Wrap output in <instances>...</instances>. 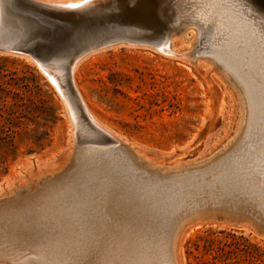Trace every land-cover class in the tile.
Listing matches in <instances>:
<instances>
[{
  "label": "rangeland",
  "instance_id": "1",
  "mask_svg": "<svg viewBox=\"0 0 264 264\" xmlns=\"http://www.w3.org/2000/svg\"><path fill=\"white\" fill-rule=\"evenodd\" d=\"M112 1L113 0H91L89 4L106 6ZM177 1L179 0H166L167 8H164V10L166 9L167 14H169L171 23L169 24L170 28L168 33L160 47H148V49L146 46V48L141 47L144 45H138L140 47L131 45V48L128 45H126V47H119V43L117 47H110L91 53L77 65L75 71L72 73L75 86L85 105L96 119L114 132V134L142 161H146L164 171L179 169V172L185 175L187 171L198 172L199 170V173L203 174L207 167L214 169L215 167L213 168L211 165L215 164L216 161L218 164H221V159H223L224 156L245 157L248 162H244V167H246L247 164L248 166L244 168L246 171H244L245 173L242 172V174L244 175L247 173L246 175H250V172L253 171L255 167L259 171L257 172L255 169L251 175L254 177L256 176V178L260 176L259 178H262L261 182L264 184V156H262V152L264 154V137L261 139V135L258 137L254 135L246 140H244V137V139L242 138L238 142V148L235 149L236 146H234L233 149L221 153L236 135L241 120V104L236 89L231 81L228 80L226 73L219 69V64L207 53L210 51V46L208 44L211 43L206 40L208 36L211 37L214 35L212 36L214 37V40H212L214 41V46H212V48L216 47V44L219 46L218 43H220V48L224 51L223 56L227 60L235 61L234 63H236V65L240 64L238 68L240 71L243 69L242 72L245 76L249 77L248 74L253 73V78L250 76L249 79L251 78L250 80L254 82L257 79L256 85L259 86L260 93L263 95L262 92L264 93V87L262 91L261 86H264L262 85L264 84V77L262 78V76H264V49H262L264 45L260 41L259 43L257 42L259 46L256 47L257 49L254 48L251 52H248L246 46L249 41L247 38L253 35L251 31L256 29V25L252 23L254 22L252 21L253 15L264 16V8L261 6L258 7L253 0H208L199 2V4H197L198 8L194 11V15L198 17H196L198 21L202 22L201 20L205 17L212 18L210 20L211 23L208 25L209 28H206V30H208V34H206V31L200 32L201 30L198 28L194 29L192 27H187V23H184L183 26L181 25V29H178L177 25L172 21L171 15V13L176 10ZM245 13L247 14L245 15ZM240 15L246 18L239 17ZM236 18L241 19H239V21ZM231 21L232 23H230V25L229 22ZM234 21L236 25H234ZM242 27H244V29L246 28V30L250 27L252 29L250 28V31H246ZM171 33L175 35L172 38L173 48L170 42H168L170 41L169 38ZM248 34L251 35L249 36ZM253 36H255V34ZM217 38L220 39V41ZM227 39L230 43H228ZM222 41H224L223 43L227 42V45H224ZM170 48H175L174 52L177 51V53L173 55V50L171 49V51ZM227 48L229 50H227ZM230 48H232V50H230ZM188 49L193 50L191 52V50L188 51ZM239 50H242V52H239ZM186 51L187 53H185ZM179 52L181 56L178 55ZM225 53H227V55ZM253 54L258 59H256ZM232 55L235 56V59ZM0 56L7 58L6 61L0 62L2 74H10L15 80H18L19 83H17V86L19 87L17 88L20 89L19 96L24 99L32 98L31 106L36 107L35 112L40 114V118L44 119L42 123L46 125V127L41 128V132H44V135H42L43 140L41 148L28 143L26 139H22L23 137L17 139L20 147L19 151L24 154H21L9 168L7 174L0 178V196H4L6 193L20 189L26 184H31L33 181L50 177L58 171L64 170L68 165L76 162L75 159L80 155L78 151L81 154H83V151H89V154L95 155L92 159H97V161L95 160L96 162L100 161L101 156V158L106 157L105 155H107L106 158H110L112 155L113 158L121 157L119 154H123L121 151L123 148L112 143L110 138L107 139V143V141H105L106 139L104 140L101 136L104 132L94 126L89 119V122H87L85 118L87 116L85 115L84 117L85 113L82 114L76 107V104L75 106L72 104L74 102L70 101L71 99L68 97L65 86L59 85L60 81L64 84L63 79L59 80V76L62 78L61 72L57 74L58 77H53L50 68V70L48 68H46L47 70H43L39 65H34L29 60L20 57ZM249 57H251V61ZM252 57L255 58V60ZM237 58L238 60L240 58L239 64H237ZM254 63L255 65H253ZM249 66L251 68H253V66L255 67L251 69ZM245 67L246 70L244 71ZM247 67H249V69ZM259 67H261V69ZM247 70H249V72ZM254 70H257L259 73L261 71V75ZM259 79H263V83H259L261 81ZM62 83L60 84L63 85ZM24 85H27V87H24ZM58 85L61 87V90ZM63 87L66 90L62 89ZM61 92H63L62 94L65 93L64 96ZM66 97H68V99ZM65 102L67 106L70 104L69 106L71 109H69V106L67 109ZM262 126L260 131L263 132L264 125ZM33 128L34 125H30L26 129L28 134H31ZM81 136H84L85 140H82L80 138ZM262 136H264V132ZM258 138L260 139L258 140ZM76 140L78 141L77 143L75 142ZM241 141H245L246 147H248L250 143L251 146L249 147V151L247 150L248 148L244 150L246 147L244 146V142L242 144L243 146L241 145ZM85 145L87 149H89L88 151L86 147L79 149V147L81 148ZM88 146H90V148H88ZM28 147H33L35 152L26 154L25 150ZM241 147L244 148L242 149ZM116 148L119 149H117L118 152ZM239 148H241L240 150L242 151H240ZM100 149L101 154H98L100 153ZM254 149L255 151L259 149V151H257L259 154L253 152ZM81 150L83 151L81 152ZM234 150H237L238 153L236 154V151L235 154L231 155ZM250 151L251 155L255 153L256 156L254 154L253 158L251 156L247 158L245 155L247 153L248 156V152ZM116 153L119 156H117ZM87 154L85 153V155ZM109 154L112 155L109 156ZM256 157L257 160L259 159L261 161V165L258 163L259 160L256 163ZM251 159H254V161L251 162ZM110 160H112V158H110ZM113 160L115 161V159ZM216 167H220V165H216ZM248 170H250V172H248ZM259 173L262 175H259ZM251 175L249 177L253 179L254 177H251ZM196 176H199V174ZM199 196L201 197L199 198ZM205 198H207L208 201L206 200L205 202ZM205 198L202 195H198L194 200H188L189 202L187 201L188 203L185 204L187 208H182V211H180L181 218L187 216L189 219L186 217L183 219L184 221H182L180 218L181 222L179 219L177 220L182 224L176 248L178 264H264V229H262L264 218H260L258 212L256 214V210L254 211L255 213L249 210L252 213L250 212L249 215L245 216H243V213H233V216L241 218L242 221L221 220L219 218V213L221 212L222 205L219 203L222 199H219L216 195ZM211 200L212 202H210ZM193 201L196 205L190 203ZM201 204H204L202 205L203 207ZM196 208L199 209L197 210ZM212 208L215 209L209 211ZM184 210L187 211L185 212ZM205 210H208L206 214ZM199 211H201V213ZM249 211H244V213L248 214ZM188 214H191L193 217L191 215L188 216ZM255 218H258L257 222L260 224L253 222ZM260 226L262 227L260 228ZM144 249L143 247L140 249L138 248L134 251L135 253L133 251L128 252L127 250L129 249L122 250L124 255L122 252H117L118 254L113 252V255L116 254V256L114 255L115 260L112 255H109L112 258L109 256L103 257L101 264L107 260L109 261L107 263L104 262L105 264H134L139 261L138 264H141V262L142 264H159V262L160 264H165V262H167L166 264H170L166 259H163L164 256L161 254H157L159 256L157 257L150 247L144 246ZM149 251H151V253ZM143 252L145 253L144 255H142ZM153 253L156 258L152 256ZM55 257L57 260L52 256L50 261H55L54 263H56L58 257ZM140 257L141 260L139 259ZM157 258L162 260L159 261ZM110 259H112L113 262ZM122 259L126 262H123ZM146 259L149 261L152 260L153 263L148 262ZM116 260L120 261L117 262ZM127 260H130V262ZM144 261L147 263H144Z\"/></svg>",
  "mask_w": 264,
  "mask_h": 264
},
{
  "label": "bare ground",
  "instance_id": "2",
  "mask_svg": "<svg viewBox=\"0 0 264 264\" xmlns=\"http://www.w3.org/2000/svg\"><path fill=\"white\" fill-rule=\"evenodd\" d=\"M90 1L91 0H69L66 3L70 5H84L85 3L90 2ZM203 1L205 2L208 0H179L177 1L176 10L175 12L171 13V15H172V21L177 25L178 29L181 27V25L183 26L184 23H187V27H192L194 29L198 28L199 30H201L200 32L206 31L205 33L208 34V30H206V28L207 27L209 28L208 25L211 23L210 20L212 18L210 17H205L203 19L201 18L202 22H200L197 19L198 17L194 15L195 9L198 8L197 4ZM210 8H211V5H210ZM246 14L247 13H245V15ZM239 17H243V16L240 15ZM243 18H246V17H243ZM252 21H254L252 23L256 25V29L251 31L253 35L255 34V36L252 35L249 38L246 37L247 39H249V41L246 39L248 41L247 46H246V49L248 50V52H251L254 50V48L258 47L259 44H257V42L259 43V41L263 43L264 45V16L253 15ZM230 23H232V21L229 22V24ZM247 24H250V23L248 22ZM234 25H236V22ZM242 28L244 29V27ZM249 29L246 30L245 28L244 30L248 31ZM243 31H240V32H243ZM237 34L235 35L238 36ZM173 36L175 35L171 33L170 38H169L170 41H168L170 42V45L172 48L174 47L172 45ZM212 36L211 37L206 36L207 37L206 40L211 43V44H208L210 46V51L207 53H209V56L212 59H214L215 62H217V64H219L218 65L219 69L223 70L226 73L228 80L231 81L232 85L236 89V92H237V95H238V98L241 104V120H240L238 129H237L236 135L234 136V139L229 143V145L221 152L223 153L229 149H233L234 146H236L235 149L238 148L239 146V145L237 146L238 142L240 141V139L242 138L244 139V137H245L244 140H246V139H249L251 136L255 135L258 137L259 135H261L262 137L261 139H263L264 136L262 135L264 131L262 132L260 130L263 127L262 125H264L263 124L264 123V111H263L264 93L262 92L264 86H261L260 84L261 89H262L261 92L263 94L261 95L260 88L259 86L256 85L257 79L255 81L256 83L250 80L251 78H253L252 77L253 73L252 74L250 73L251 75L247 73L249 77L251 76V78L249 79V77L243 74L242 72L243 69L240 71V69L238 68V66L240 65L239 64L240 58L239 60L237 58L238 60L237 64L239 65H236V63H234L235 61L233 60H230V61L227 60L223 56L224 51L221 50L220 43H218L219 46L215 43L216 47L212 48V46H214L213 45L214 41H212L214 40L213 39L214 37ZM220 39L218 40L220 41ZM223 42L224 41H222V43ZM226 43H223V44L225 45ZM228 43H230L229 40H228ZM117 45H112L111 47H115V46L117 47ZM128 46L131 48V45H128ZM172 48H170V50ZM100 50H97V51H100ZM172 50L171 51L173 52V55H175L177 51L174 52L175 48ZM190 50L188 49V51ZM227 50L229 49L227 48ZM230 50H232V48H230ZM95 52L96 51L92 53H95ZM239 52H242V50L241 51L239 50ZM185 53H187V51ZM225 54L227 55V53ZM178 55H180V52ZM184 55H187V54H184ZM237 55H238V52H237ZM235 56H233L234 59H235ZM84 58L80 59V61H78L73 66L72 73L75 71L77 65ZM250 58L251 57H249V60L251 61ZM255 58L253 59L255 60ZM244 62H247V61H244ZM253 65H255V63ZM249 67L247 68L249 69ZM254 67L255 66H253V68L251 67L250 68L254 69ZM259 68L261 69V67ZM245 70H246V67L244 71ZM257 70H254V71H257ZM247 71L249 72V70ZM50 72L53 77H58L57 74L62 72V70L51 69ZM260 73L262 72L260 71ZM260 73L259 75H261ZM263 77L264 76H262V78ZM72 78L74 82V76ZM62 79L63 78H60L59 76V80H62ZM261 81L259 83H263V81L262 82ZM60 83L62 82L61 81L59 82L60 86H64L63 83H62L63 85H61ZM74 86H75V82H74ZM65 88L63 87L62 89H65ZM66 89L68 92V97L71 99L70 101L74 102L72 104L74 106L76 104V107L79 109V111H81L82 114L85 113L84 115L88 117L89 121L94 126H96L97 128L101 129L104 133H106L112 143L116 144V146L118 145V147L119 146L122 147L123 150L121 151L123 152V154L122 155L119 154L121 156L119 158L117 157L113 158L112 157L113 155L109 154V156L112 155L110 156V158H112V160L115 159V161L110 160L109 157L106 158L107 155H105L106 157L101 158L102 157L101 156L100 161L98 160L99 162H96L97 159H95L96 161L92 159L95 155L88 153L89 149H87L86 145L81 148L79 147V149H83L86 147L88 152L86 151L84 152L83 150H81V152L83 151V154H81L78 151V154H80L78 158L75 159L73 157L76 161V162L74 161L75 163L68 165L67 168H65L62 171H58L57 173L53 174L50 177H45L38 181H33L31 182V184H26L22 186L20 189L14 190L11 193V196H12L11 200H6L3 202L1 201L0 202V264H67V263L69 264H101V260H103V257L105 258L106 256L112 255L114 259V255L116 256V254L113 255V252L121 253L122 250H127V249H129L127 250L128 252L129 251L134 252L138 248L140 249L143 247L144 249V246L150 247L153 250V252H155L156 255L161 254L162 256H164L165 258L163 257V259H166V261H168L170 264H178L177 257H176V248H177L180 229L182 226L180 222H181V219L182 221H184L183 219L187 217V216L186 217L184 216L183 218H181L182 216H181L180 211H182L181 210L182 208L183 209L187 208L185 204H187L191 199L194 200V198H196L198 195H202L204 196V198L208 196L212 197L216 195L217 197H219V199L220 198L222 199V201L220 200L221 202L219 203L220 205H222L221 212L219 213V218L221 220L242 221L241 218L233 216V213H236V212L239 214L243 213V216H245V215H249L251 211L254 212L255 210H256V214L258 212V216L260 218L262 217L264 218V215H263L264 214V184L261 182L262 178L260 179L259 178L260 176L256 178V176L254 177L253 175H251V173L254 172V170L256 169L254 165H253L254 169L252 168L253 171L250 172V170H248V172H250L251 177L252 176L254 177L253 179L249 177L250 175H246L247 173L244 175L242 174V172L246 171L244 168H246L248 164L246 165V167L244 166H245V163H247L248 161H246L245 157H232L231 155L235 154L237 150L236 151L234 150L233 153H231V155L228 154L231 157L224 156L225 158L223 157V159H221L222 160L221 164H218V162L216 161L215 164L211 165L213 168L215 167L214 169H210L207 167L205 169L206 171L203 174H200L199 170L198 172L187 171L185 175L179 172V169L164 171L163 169L158 168L154 165H151L150 163L146 161H142L139 157L136 156L135 153L132 152V150L120 138H118V136L114 134V132H112L107 127L102 125L93 115V113L87 108L77 88L76 90L80 96L83 107L80 106V103H79L80 101L78 102V100L73 95H71L69 89L68 88ZM60 90H61V87H60ZM63 92H61V94ZM64 94L62 95L64 96ZM68 97L66 98L68 99ZM65 105L67 106V103ZM68 106H67V109H68ZM69 109H71V107ZM67 114H68V110H67ZM259 139L260 138H258V140ZM243 142L245 146V141ZM243 142L241 143V145L243 144ZM250 146L251 145L249 143L248 147L245 146L246 148L244 147L243 148L244 150L248 148L247 150L249 151ZM110 147H113V146H110ZM88 148H90V146H88ZM241 148H239V150ZM117 149L118 148H116V150ZM102 151H105V150H102ZM251 151L248 152V156H247V153L246 155L245 154L244 155L247 158H249V156L253 158V155L255 153L251 155ZM257 151H259V149ZM257 151H255L254 149L253 152L258 153ZM85 153L86 154L88 153V154L85 155ZM237 153L238 151L236 152V154ZM98 154H101V149H100V153ZM116 155L119 156L117 153ZM262 156H264L263 152H262ZM257 157L255 158V161L257 160ZM260 157L261 156L259 155V158ZM258 160L256 161V163L258 162ZM250 161L252 162L254 161V159H251ZM242 162L243 163L245 162V163L243 164ZM260 162L261 161L259 160L258 163ZM261 164L262 163H260V165ZM113 165H116V166H113ZM216 165H220V167H216ZM256 167H259V166L257 165ZM256 170L257 172L259 171L258 169ZM197 174H199V176H196ZM259 175H262V174L259 173ZM200 197L201 196H199V198ZM206 200L208 201L207 198L204 199L205 202ZM210 202H212V200ZM190 203H192V205H196L194 204L195 203L194 201ZM197 203H198V200H197ZM202 205L204 204H201V206ZM196 209L198 210L199 208H196ZM214 209L215 208H212L209 211L214 210ZM247 210L248 211L251 210V211H249L248 214H245L244 211L246 212ZM207 211L205 210V214L207 213ZM199 212L201 213V211ZM190 215L188 214V216ZM178 219L180 222L177 221ZM257 219L258 218H255L253 222L260 224L257 222ZM262 226L264 227V225ZM262 226H260V228ZM263 227L262 229H264ZM144 252L147 253L146 251ZM144 252L142 255L145 254ZM149 252L151 253V251ZM122 254L124 255L123 252ZM52 256H54V258H56L55 256L58 257V261L56 263H54L55 261L54 262L50 261V258ZM152 256L155 257L154 253ZM157 257L159 256L157 255ZM139 259L141 260V257ZM150 259H151V254H150ZM157 260H159V258H157ZM161 260L162 259H160L159 261ZM108 261L109 260H107L106 262L104 261V262L107 263ZM127 261L130 262V260H127ZM147 261L150 263H153L152 260L151 261L147 260ZM104 262L103 264H105ZM123 262H126V261L124 260ZM136 263L137 262H135L134 264ZM144 263H147V262L144 261ZM166 263L167 262H165V264ZM109 264H112V263H109Z\"/></svg>",
  "mask_w": 264,
  "mask_h": 264
},
{
  "label": "water",
  "instance_id": "3",
  "mask_svg": "<svg viewBox=\"0 0 264 264\" xmlns=\"http://www.w3.org/2000/svg\"><path fill=\"white\" fill-rule=\"evenodd\" d=\"M67 1L0 0V55L27 59L43 70H62L64 86L83 107L72 78L80 59L119 43L158 48L171 22L166 0H113L106 6ZM253 2L264 8V0ZM11 192L0 202L11 200Z\"/></svg>",
  "mask_w": 264,
  "mask_h": 264
},
{
  "label": "trees",
  "instance_id": "4",
  "mask_svg": "<svg viewBox=\"0 0 264 264\" xmlns=\"http://www.w3.org/2000/svg\"><path fill=\"white\" fill-rule=\"evenodd\" d=\"M6 60L7 58L0 56V62ZM1 67L0 65V178L6 175L16 159L24 154L19 151L17 139L23 137L28 143L41 148L44 135L41 128L46 127L42 123L44 119L35 112L36 107L31 106L32 98L24 99L19 96L18 80L10 74H2ZM30 125H34V128L31 134H28L26 129ZM33 152V147L25 150L26 154Z\"/></svg>",
  "mask_w": 264,
  "mask_h": 264
}]
</instances>
